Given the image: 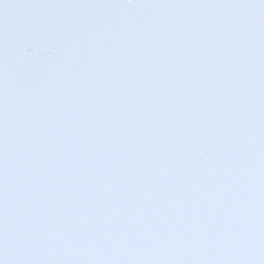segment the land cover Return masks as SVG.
Segmentation results:
<instances>
[{"label": "snow or ice", "instance_id": "obj_1", "mask_svg": "<svg viewBox=\"0 0 264 264\" xmlns=\"http://www.w3.org/2000/svg\"><path fill=\"white\" fill-rule=\"evenodd\" d=\"M0 264H264V0H0Z\"/></svg>", "mask_w": 264, "mask_h": 264}]
</instances>
